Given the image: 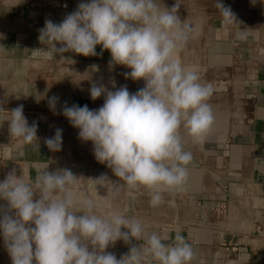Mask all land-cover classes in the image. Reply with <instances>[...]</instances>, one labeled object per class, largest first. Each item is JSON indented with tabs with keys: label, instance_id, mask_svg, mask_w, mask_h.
Segmentation results:
<instances>
[{
	"label": "clouds",
	"instance_id": "obj_1",
	"mask_svg": "<svg viewBox=\"0 0 264 264\" xmlns=\"http://www.w3.org/2000/svg\"><path fill=\"white\" fill-rule=\"evenodd\" d=\"M216 6L235 22L230 9ZM178 7L161 9L156 0H90L59 24L46 20L38 37L49 56L69 51L95 56L100 45L110 52V63L131 69L126 78L145 81L134 94L126 86L113 92L93 84L90 95L96 99L105 94L103 106L64 107L63 115L79 129L80 139L92 142L97 161L106 163L129 189L149 191L153 207L163 203L165 192L182 191L187 182L192 154L184 150L180 129L194 143H203L214 123L208 102L213 86L201 83L198 71L185 66L178 55L197 33L196 27L181 21ZM246 35L241 31L238 38ZM57 101L49 98V108L55 110ZM10 113L5 120L11 136L39 151L36 123L29 126L22 105ZM45 144L50 151L61 150L62 129ZM47 168L38 172L35 183L17 178L15 170L0 181V199L8 202L9 211L15 210L0 218L12 264H144L146 258L156 264H192L194 249L180 233L174 238L166 232L145 236L139 219L117 212L97 214L96 200L76 193L79 179L71 170ZM130 238L144 243L119 260L104 251L118 239L127 243Z\"/></svg>",
	"mask_w": 264,
	"mask_h": 264
},
{
	"label": "crops",
	"instance_id": "obj_2",
	"mask_svg": "<svg viewBox=\"0 0 264 264\" xmlns=\"http://www.w3.org/2000/svg\"><path fill=\"white\" fill-rule=\"evenodd\" d=\"M61 1L68 3L67 9L51 7L50 0H0V34L4 37L0 39L4 47L0 49V181L13 170L15 174L21 171L25 180L35 183L38 172L46 165L49 172L69 169L82 182L77 181L76 193L83 184L96 192H108L111 198L106 207H113L117 213L153 215L152 211H171L167 228L158 233L166 232L172 238L176 233L183 235L195 252L192 264H264V49L254 47L263 44L255 32H262L261 26L257 29L243 20L228 25V21L211 20L210 13L205 27L193 24L197 28L195 37L200 40L197 46L203 55L201 63L215 72L213 77L211 72L206 75L208 80H215L213 84L223 83V73L229 71L230 63L250 66L239 70L240 75L245 72L247 76L236 94L216 88L213 91L208 102L214 107V123L203 143H194L186 130L180 129L184 150L192 154L187 182L182 191L165 192L163 203L153 207L149 191L143 187L129 189L106 163L97 161L92 142L80 139L79 129L63 115L64 107L87 105L97 110L103 106L105 94L96 99L90 95L93 84L113 92L126 86L130 94L146 85L143 79L126 78L125 73L131 69L110 63V52L100 45L96 46L95 56L71 51L46 55L48 46L38 39L45 21L59 24L80 3L90 2ZM164 1L180 0H156V4L166 8ZM242 1L258 11L260 18L264 16V0ZM177 15L180 17L179 12ZM241 31L247 33L246 38H238ZM228 96L236 100L229 123ZM51 97L58 98L55 110L49 108ZM21 105L29 126L34 122L37 125L39 151L10 134V122L5 119ZM57 128L62 129V145L61 150L53 152L45 139L54 137ZM83 166L86 173H82ZM101 177L102 182H96ZM107 182L115 183V188L110 189ZM118 183L123 186L117 187ZM244 195L253 197L250 209L254 211L252 225L257 229H236L234 221L227 223L221 217L230 200ZM150 233L151 229H145V236ZM143 243L144 240L130 238L126 251Z\"/></svg>",
	"mask_w": 264,
	"mask_h": 264
},
{
	"label": "rangeland",
	"instance_id": "obj_3",
	"mask_svg": "<svg viewBox=\"0 0 264 264\" xmlns=\"http://www.w3.org/2000/svg\"><path fill=\"white\" fill-rule=\"evenodd\" d=\"M178 3L179 8H177V12H179L180 15V19L181 21H186L187 23L190 24H196L197 26L200 27V25H202L203 27H205V25L209 24V20H222V22L226 23L228 25H236L238 20H243L245 22H247L248 24L250 23L251 25L255 26V28H262V32H259L258 30H255L256 35L260 37V39L262 40V43L264 44V16L263 17H259L260 14H258V11H253L252 9L248 8V2L246 1H242L239 0L236 2V0H180L179 2L176 1H164L163 2V6L166 7V9H171L172 7L176 6V4ZM222 4L225 8L230 9L231 13L234 15L235 18V22L234 21H230L228 19H226L221 11L217 8L216 4ZM195 13V14H194ZM209 13L211 14V18L209 19ZM214 13L218 14L216 17L215 15H213ZM198 14V15H197ZM194 15H197L195 18H193ZM192 16V17H191ZM221 23V22H219ZM252 28V26H248V28ZM252 30V29H251ZM253 31V30H252ZM198 41H200L198 38H193L190 39L189 42L187 43V45L180 51L179 53V58L182 61V63L189 67V68H194L198 71L200 78L203 80H205V82L200 81L201 83L204 84H210L213 86V89L215 91L216 89H223L228 91V94L230 95L232 94H236L242 87V83H244V78H246L247 75H244V73H242V75H244L242 77V75H240L239 70H241V68H248L250 65L249 64H244L243 67H241L240 65L238 66L237 64H229L230 66L228 67L229 71L226 73V71L223 73V83H226L224 85H226L224 87H222V84H213V82L215 80H213V78L211 80H208L207 76L208 73L207 72H211L212 76L215 74V72L210 71L209 68H206V66H204L201 62L203 61L202 57L203 55L200 54V48L197 46L198 45ZM263 44H255L254 47L256 48H261L264 49ZM196 46V48H195ZM203 54V52H202ZM205 67V68H204ZM209 77V76H208ZM225 93V92H224ZM230 96H228L226 98V107L228 109L227 113V120L228 123L230 122V114L231 110L235 109L236 106V100H233ZM232 102V104H231ZM224 107V105H223ZM212 109L214 110V107H212ZM218 110V109H216ZM220 110V109H219ZM233 112V111H232ZM17 178L20 177H24V175L22 174L21 171L16 173ZM33 178V177H32ZM6 179V178H5ZM28 181V180H26ZM82 182L80 180H78V184H81ZM107 186L110 189H113L115 187V183L112 184L111 182H107ZM117 186V184H116ZM123 186V185H121ZM118 183L117 187H121ZM101 191V190H100ZM98 192V190H97ZM96 191H94V189H91L90 187H88L87 185L83 184L82 185V189L79 190V192L77 193L79 196L82 197H87V198H92L94 200H96L97 204H98V209H97V214H103L105 216H109L112 212H117L115 211V209L113 207H106L108 205V203L110 202V198L111 195L107 192V193H101ZM98 195V196H97ZM103 197V198H101ZM39 198L38 193L34 194V201L36 199ZM253 197H251L250 195H244L243 197H239L237 199L234 200H230L227 206V209H224V213H226V215H224V213H221V217L223 218L224 222H233V225H235L234 227L236 229H242L243 228H248L250 226V229L252 228H256L255 226L252 225L253 221H252V217L254 214V211L252 209H250V206L252 204V199ZM113 200H112V204H113ZM245 205H248L245 207ZM112 208V209H111ZM14 211L15 210H8V202L6 200L0 199V218L3 217V215L5 213L9 214V215H14ZM150 212V211H148ZM167 213V214H166ZM151 213H147L146 214H142V215H126L127 217L130 218H136L139 219L143 225L145 229H151L152 232H160L162 229L167 228L166 226L169 224V222L171 221V211H167V210H161V211H157V213H155V211H152ZM77 215H82V213H77ZM240 221V222H239ZM168 222V223H165ZM245 222L246 224L244 225H239V223ZM163 225V226H161ZM170 228V227H169ZM171 229V228H170ZM121 231H127V229L122 228ZM249 239V237H247V240ZM250 240V239H249ZM248 240V241H249ZM125 241L123 239H118L117 241L111 243L104 251L106 253H111L113 255H115L116 259L119 260L122 258V256L128 254V252L126 251L125 248ZM35 248V246H33ZM92 250V246L89 245V251ZM0 264H12V260L11 257L7 251V248L5 246V242H4V238H3V234L2 231H0ZM33 264H35V261L33 262ZM144 264H156L155 261H151L150 259L146 258Z\"/></svg>",
	"mask_w": 264,
	"mask_h": 264
},
{
	"label": "built area",
	"instance_id": "obj_4",
	"mask_svg": "<svg viewBox=\"0 0 264 264\" xmlns=\"http://www.w3.org/2000/svg\"><path fill=\"white\" fill-rule=\"evenodd\" d=\"M49 5L53 8L67 9L68 3L61 0H50Z\"/></svg>",
	"mask_w": 264,
	"mask_h": 264
},
{
	"label": "water",
	"instance_id": "obj_5",
	"mask_svg": "<svg viewBox=\"0 0 264 264\" xmlns=\"http://www.w3.org/2000/svg\"><path fill=\"white\" fill-rule=\"evenodd\" d=\"M87 172V169L85 166L82 167V173H86Z\"/></svg>",
	"mask_w": 264,
	"mask_h": 264
}]
</instances>
